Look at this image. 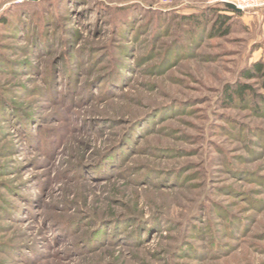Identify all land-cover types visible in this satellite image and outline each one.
Instances as JSON below:
<instances>
[{"label":"rangeland","instance_id":"rangeland-1","mask_svg":"<svg viewBox=\"0 0 264 264\" xmlns=\"http://www.w3.org/2000/svg\"><path fill=\"white\" fill-rule=\"evenodd\" d=\"M211 1L0 0V264H264V9Z\"/></svg>","mask_w":264,"mask_h":264},{"label":"trees","instance_id":"trees-1","mask_svg":"<svg viewBox=\"0 0 264 264\" xmlns=\"http://www.w3.org/2000/svg\"><path fill=\"white\" fill-rule=\"evenodd\" d=\"M210 11L213 13V16L215 18L213 20V29L214 31L221 33V34H226L229 31V27L227 23L229 21V18L231 17L230 14L236 15V16L242 14V12L233 11L229 9L228 7H220V6L219 7L211 6ZM227 13H230V14H227ZM184 19L185 21H188V22H191L193 19L195 23H198L199 21V19L196 16L195 17H184ZM253 69L261 72L263 70V66L261 63H255ZM244 75L246 77H251L253 75V72L246 71L244 72ZM248 88H249L248 85H241V86L238 85L237 87H232L228 93L230 99H232V97L234 96H238L243 99L245 96V93L249 91Z\"/></svg>","mask_w":264,"mask_h":264},{"label":"built area","instance_id":"built-area-1","mask_svg":"<svg viewBox=\"0 0 264 264\" xmlns=\"http://www.w3.org/2000/svg\"><path fill=\"white\" fill-rule=\"evenodd\" d=\"M211 2L220 7H228V5L232 4L238 8L240 12L264 9V0H212Z\"/></svg>","mask_w":264,"mask_h":264},{"label":"water","instance_id":"water-1","mask_svg":"<svg viewBox=\"0 0 264 264\" xmlns=\"http://www.w3.org/2000/svg\"><path fill=\"white\" fill-rule=\"evenodd\" d=\"M228 7H229L230 9H232V10H235V11L240 12V10H239L238 8H236V7H235L234 5H232V4L228 5Z\"/></svg>","mask_w":264,"mask_h":264}]
</instances>
